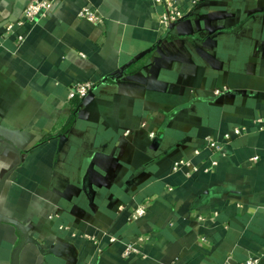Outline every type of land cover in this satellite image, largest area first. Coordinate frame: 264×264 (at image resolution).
<instances>
[{
	"label": "crops",
	"instance_id": "0c3cea01",
	"mask_svg": "<svg viewBox=\"0 0 264 264\" xmlns=\"http://www.w3.org/2000/svg\"><path fill=\"white\" fill-rule=\"evenodd\" d=\"M29 1L0 0V264H264V0H175L166 31L152 0H51L6 34Z\"/></svg>",
	"mask_w": 264,
	"mask_h": 264
},
{
	"label": "built area",
	"instance_id": "2783aa9c",
	"mask_svg": "<svg viewBox=\"0 0 264 264\" xmlns=\"http://www.w3.org/2000/svg\"><path fill=\"white\" fill-rule=\"evenodd\" d=\"M153 4L160 8L159 12V24L162 30L166 31L171 28L176 23L182 21L188 16V12L182 11L181 7L177 4L175 0H152ZM54 11V4L51 0H31L26 5L22 18L12 24L6 26V34H13L16 28L28 27L40 19L48 18ZM80 20L86 21L88 23L96 24L99 23L101 18L97 14L96 10L92 7H84L78 14ZM17 41L22 43L24 41V36L18 34ZM94 84L91 82H80L75 83L69 90L68 99H78L85 100L89 97ZM258 123L263 124L264 119L258 121ZM248 130L246 127L235 128L229 135L225 136V140H230L232 137H239L246 135ZM209 148L213 151L219 152L221 147L216 143L209 142ZM188 164L184 162L176 163L173 167L174 171L180 170L181 168L187 167ZM147 213V205H142L135 208L129 215L130 221H136L144 217ZM143 238H139L138 242L142 243ZM142 255L136 245H127L123 257L124 259H136L140 258ZM259 259L250 258L246 260L243 264H259Z\"/></svg>",
	"mask_w": 264,
	"mask_h": 264
},
{
	"label": "trees",
	"instance_id": "16d2710c",
	"mask_svg": "<svg viewBox=\"0 0 264 264\" xmlns=\"http://www.w3.org/2000/svg\"><path fill=\"white\" fill-rule=\"evenodd\" d=\"M77 105V102H74V106H76Z\"/></svg>",
	"mask_w": 264,
	"mask_h": 264
}]
</instances>
